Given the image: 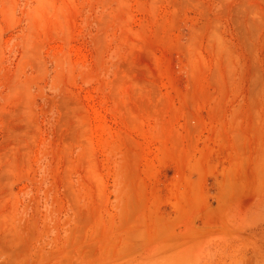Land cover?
Instances as JSON below:
<instances>
[{
    "label": "rangeland",
    "instance_id": "rangeland-1",
    "mask_svg": "<svg viewBox=\"0 0 264 264\" xmlns=\"http://www.w3.org/2000/svg\"><path fill=\"white\" fill-rule=\"evenodd\" d=\"M0 264H264V0H0Z\"/></svg>",
    "mask_w": 264,
    "mask_h": 264
}]
</instances>
